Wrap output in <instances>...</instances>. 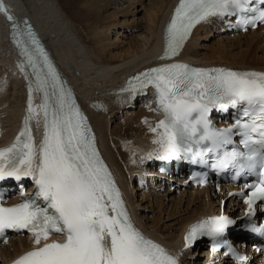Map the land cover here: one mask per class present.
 Returning <instances> with one entry per match:
<instances>
[{"label":"snow or ice","instance_id":"6c2138e0","mask_svg":"<svg viewBox=\"0 0 264 264\" xmlns=\"http://www.w3.org/2000/svg\"><path fill=\"white\" fill-rule=\"evenodd\" d=\"M0 12L10 21L13 43L23 59L20 69L30 66L34 81L29 82L27 115L24 126L10 145L0 148V181L31 178V193L21 188V199L6 204L0 192V237L6 230H27L33 247L12 264H178L175 255L148 238L132 222L120 190L100 157L87 118L75 102L72 90L60 78L47 52L24 19L19 20L0 0ZM235 16L240 27L264 22V6L253 0H179L166 29V45L161 59L174 57L192 27L210 17ZM228 26L231 21L225 19ZM154 86L157 109L164 117L150 130L159 129L154 143L159 159H171L181 151L192 152L193 162L212 160L216 170L232 169L235 176L255 173L246 184L244 196L249 217L254 205L264 200V71L234 70L226 67L194 68L184 63H164L130 77L128 88ZM33 90L42 93L44 133L34 141L30 121ZM121 91L127 89L122 88ZM239 106L240 116L227 127L212 125V108L226 110ZM238 129L243 150L233 146ZM215 154V155H212ZM204 173H193L203 184ZM232 195V193H229ZM235 220L226 215L208 216L189 226L186 247L197 237L211 238V251L220 247L218 238ZM244 228L264 236V224L249 222ZM52 233L62 239H49ZM43 241V243H42ZM228 251L238 262L248 257L231 245Z\"/></svg>","mask_w":264,"mask_h":264},{"label":"bare ground","instance_id":"6f19581e","mask_svg":"<svg viewBox=\"0 0 264 264\" xmlns=\"http://www.w3.org/2000/svg\"><path fill=\"white\" fill-rule=\"evenodd\" d=\"M61 1L2 3L19 20L31 23L74 88L138 225L176 251L186 226L219 214L226 192L220 194L210 186L179 191L160 180L154 184L150 178L146 186L131 181L140 170L156 172L150 160L159 150L154 138L160 130L154 133L150 128L161 117L151 105L152 89L120 91L128 84L123 77L157 63L166 18L176 0H63L73 13ZM111 7L114 10L105 14ZM222 26L221 19L213 18L201 24L180 58L195 65L264 71V26L243 34L223 33ZM10 28L0 12V147L18 131L26 103L25 83L33 81L28 69H18L20 56L15 50L14 57ZM226 200V213L239 204L234 197ZM32 241V235H9L0 245V264H11L33 247ZM196 254L189 251L183 264H209L204 250Z\"/></svg>","mask_w":264,"mask_h":264},{"label":"rangeland","instance_id":"374dc122","mask_svg":"<svg viewBox=\"0 0 264 264\" xmlns=\"http://www.w3.org/2000/svg\"><path fill=\"white\" fill-rule=\"evenodd\" d=\"M62 2V4H63V6H65V8L69 11L70 10V5L69 4H67V2H64L63 0L61 1ZM112 10H114V8L113 7H111L110 8V10L108 9L107 11H103L105 14L108 12V13H110ZM69 13H73L72 11H69ZM127 110V108L125 109V111ZM136 199V198H135Z\"/></svg>","mask_w":264,"mask_h":264}]
</instances>
